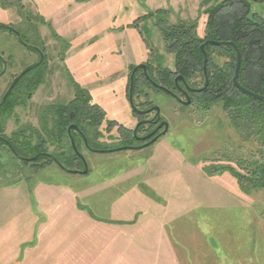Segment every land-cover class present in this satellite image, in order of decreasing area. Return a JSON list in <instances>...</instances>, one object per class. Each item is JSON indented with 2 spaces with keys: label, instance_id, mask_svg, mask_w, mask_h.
I'll return each instance as SVG.
<instances>
[{
  "label": "rangeland",
  "instance_id": "374dc122",
  "mask_svg": "<svg viewBox=\"0 0 264 264\" xmlns=\"http://www.w3.org/2000/svg\"><path fill=\"white\" fill-rule=\"evenodd\" d=\"M222 1L0 0V24L18 30L29 45L41 48L47 69L43 86L24 107L14 109L5 136L22 127L41 134L39 113L54 103L68 102L72 81L88 84L92 104L104 111L100 150L115 149L119 140L116 126L129 130L135 122L126 99L130 68L147 63L153 70L174 71L175 54L166 52L161 33L165 27H157V21L195 23L196 36L203 39L204 12ZM251 8L264 20V2ZM157 10L169 14L163 18L155 14ZM149 14L153 17L148 18ZM218 48L210 51L214 67L228 61ZM0 56L7 64L0 77L1 98L36 55L19 45L12 34L0 30ZM108 66L114 69L113 76L109 82L101 81ZM194 80L201 86L199 74ZM148 94L162 107L170 125L161 141L163 148L112 153L83 149L88 168L84 175L66 173L56 164L37 169L0 148V264H161L151 254L160 250L151 248L153 228L146 220L141 196L164 208L170 200L191 202L194 209L189 216L194 219L190 224L197 222L195 226L211 250L193 249L195 242L179 239L190 261L192 253L201 264L261 263L260 257L253 260L251 254L264 252V191L241 198L234 178L226 173L211 174L222 167L244 174L242 162L259 150L257 136L246 137L237 131L219 105L203 114L164 94ZM108 122L113 126L106 134ZM171 148L179 153L175 166L166 160L173 153ZM48 151L57 153L59 149L49 144ZM154 175L158 178L152 182L149 176ZM152 185L161 186L164 194ZM177 220L182 225L183 220ZM175 225L167 224L170 229Z\"/></svg>",
  "mask_w": 264,
  "mask_h": 264
},
{
  "label": "trees",
  "instance_id": "16d2710c",
  "mask_svg": "<svg viewBox=\"0 0 264 264\" xmlns=\"http://www.w3.org/2000/svg\"><path fill=\"white\" fill-rule=\"evenodd\" d=\"M263 2L264 0H223L220 4L210 7L204 12L207 20L203 39L196 36L195 23H185L179 20L176 24L170 25L167 23V19H159L156 26L160 29L161 25L165 27L161 29L162 38L167 43L165 50L167 53L175 54L174 71L154 69L151 74L153 78L150 79L161 84L170 92L175 91L174 79L177 76H182L189 87L201 88L204 84V76L203 55L200 46L205 41L231 42L237 47L241 55L238 82L245 89L264 97V20L253 13L251 8L254 3ZM155 14L166 18L169 12L157 10ZM147 17L152 18L153 15L149 14ZM141 20L139 19L138 22ZM47 25L49 26V24ZM0 30L9 32L17 41L12 32L1 28ZM18 33L24 43L29 44L26 36H23L19 31ZM212 48L214 46H207L205 49L209 59L208 88L200 93L190 95V107L194 108L197 113L205 114L211 110L212 106L219 105L237 131L247 135L246 137L253 134L257 136L259 150L255 155L242 162L241 170L244 171V174L232 167H214L215 170L213 169L214 172L211 173L230 175L236 180L240 194L249 197L252 191H264V101L246 96L233 86L232 78L236 63L234 49L230 46H220L218 49L224 53L228 61L222 67H214L210 59ZM29 50L31 51V49ZM0 68H2L1 61ZM45 69L44 66H40L26 73L0 107V137H4L20 157L27 159L49 153V144L65 151V129L69 122V111H76L77 109L93 121L89 124L90 132L95 130V125H99L104 119V111L91 103V96L75 86L76 99L69 107H47L44 109L41 114V134L39 131H31L29 128L22 127L13 132L11 137H6L4 131L7 121L13 116L15 108L24 107L31 100L39 85L45 80ZM198 74L202 79L201 86H198L194 80ZM145 82L150 87L149 83ZM142 95L144 96L143 87L136 78L133 87L135 103L136 100L141 99ZM77 104L79 105L76 107ZM139 104H151V102H139ZM54 124L55 126H53ZM112 126L113 124L108 122L107 130H110ZM89 146L99 148L97 144H89ZM0 148H5L13 156L2 141H0ZM52 156L65 169L78 170L79 167L83 169L80 160L70 147L64 155L58 156L53 153ZM13 158L15 157L13 156ZM28 163L37 169L54 164L47 157H40L34 162Z\"/></svg>",
  "mask_w": 264,
  "mask_h": 264
},
{
  "label": "flooded vegetation",
  "instance_id": "af4514ba",
  "mask_svg": "<svg viewBox=\"0 0 264 264\" xmlns=\"http://www.w3.org/2000/svg\"><path fill=\"white\" fill-rule=\"evenodd\" d=\"M27 45H29V44H27ZM30 46H32V45H30ZM33 47L37 49V50L31 49V52H33L36 55V60L33 63L27 65L26 67H28V66H30V65L38 62L40 60V54H39V52H41L43 54V61L37 67L44 66L46 68V66H45V53H44V51L41 48H39L38 46H33ZM25 48H27V47H25ZM27 49L29 50L30 48H27ZM138 65H145L146 66V70H145L146 74L148 75L149 78H153V77H151L152 70H153L152 67H150L147 63H141V64H138ZM138 65L131 67L130 68V71H129L128 75H127L128 98H129V80H130V76L132 74V70L135 67H137ZM6 66H7V64H6ZM26 67H24V69ZM37 67H35V68H37ZM1 71H2V68L0 70V73H1ZM45 71H46V74H47V69H45ZM145 72L141 68V69H138L135 72V74H134L133 83H134V80L137 78L138 79V83L141 84L142 87L144 89H146L148 92H144V100L143 101H142V99L136 100V103H138V105H136V103H135V101L133 99V105L140 112L149 111V110H151L154 107H158L159 108V111H158V113L156 111H151V112H149L147 114H140V113L138 114V113L134 112L131 109V107L129 105V100L127 98V103L129 105V108L131 109V111L133 113V119L135 120V122L133 123V127L130 128L129 130L121 129V127H120L121 124H119L118 126H116V131H117V133L119 135V140H118V143H117L116 148L115 149H112L114 152L115 151L116 152H120V149H124V148H127V149L121 150V151H137V150H142V149H144L146 147H149V146H152L153 147L154 145H156L157 143H159L163 139V136H165L168 133V131L170 130V125H169V123L166 121V119L164 117L162 107L158 103H154L152 101L150 95L148 94L149 92L152 95H154V96H159L160 94H164L167 97L171 98L173 101H175L180 106H184L181 102L186 101L185 93H187V95L189 96V98H190V95L191 94H195L196 93V92L187 91L185 89L184 85L181 82H179V87L180 88H177L176 85H175V83H174V85H175V91H171V93L176 96V98H174V97L168 95L167 93H165L164 91H162L161 89H158V88L154 87L153 85H151L147 81V79L145 77ZM14 78H13V80H14ZM20 80H21V78H20ZM12 81L9 83L6 91L8 90V88H9L10 84L12 83ZM145 81H147V83H149L150 87H152L154 90L152 88H150L149 86H147ZM44 82H45V80H44ZM44 82L39 85V87L37 88V90L41 86H43ZM68 82H69V80H68ZM69 84L72 87V90L73 91H72V95H70V99L68 100V102H66V103H61V102L54 103L53 105L48 106V107H54V108H57V107H69L73 103V101H75V99H76V92H75L76 87L75 86H78L81 90L86 91L87 94L90 95V93H89V91H88V89H87L86 86L80 85V84H76V83H74L72 81L69 82ZM155 84L158 85V86H160V87H162V88H164L159 83H155ZM133 87H134V85H133ZM190 88L191 89H200V87L199 88H192V87H190ZM37 90L35 91V93L37 92ZM6 91L1 96L0 101L3 98V96L5 95ZM132 98H134V96ZM147 98H148V100H147ZM139 102H141V103L151 102V104L141 105V104H139ZM78 105L79 104H77L76 107ZM190 105H191V99H190ZM40 114H42V113H39L38 118H39V123L41 124V115ZM68 119H69V122L66 125V129H65V133H66L65 140H66V142H68L69 146L66 147L65 152H63L62 150H59V152L54 153V154L55 155H58V156L64 155L65 153H67L68 148L70 147L71 150L76 155V157L80 160V162L82 164V168H83V163H82V159H81V157L84 159V157H83V149L89 150V148L85 146L84 141H83V138H85L86 143H87L88 146H89V144H92V145L97 144L99 146L98 139H100V136L102 135L101 134L102 131H100L99 128L104 123V119L101 121V123L99 125H95L96 129L93 130L92 132H90V130H89V124H90V122H93V121L89 120L86 115H83V113L81 114L79 111H77V109H76V111L75 110L74 111L73 110L69 111V113H68ZM164 122L168 123V126H169L166 133H164V131H165L164 126L160 128V125L162 123H164ZM138 124H139V126H138V128L136 130V134L134 135V130L137 127ZM53 126H55V124ZM70 126H75L77 129H71L70 135H69L68 134V128ZM107 127H108V125H107ZM40 128H41V126H40ZM105 131H106V134H109L111 132L110 130H107V129ZM12 133H11V135H12ZM4 134H5V132H4ZM11 135L9 137H11ZM1 138H4V137H1ZM154 139H156V140H155V142L152 143V141ZM71 140L73 141V143H74V145L76 147V150L81 155V157H79L77 155V153L73 150V148L71 146ZM146 145H148V146H146ZM89 147L92 150H100V148H95V147H91V146H89ZM105 151H107V150H105ZM52 154L53 153H51L50 155H52ZM82 170H72V171H82Z\"/></svg>",
  "mask_w": 264,
  "mask_h": 264
},
{
  "label": "crops",
  "instance_id": "0c3cea01",
  "mask_svg": "<svg viewBox=\"0 0 264 264\" xmlns=\"http://www.w3.org/2000/svg\"><path fill=\"white\" fill-rule=\"evenodd\" d=\"M113 71H114V69L109 68V66H108L105 70L106 76L102 77L101 81L105 82L108 80V82H109L111 76H113ZM96 82H99V80L97 78H96ZM85 85L88 86V84H85ZM104 86H105V84L103 85V87ZM89 93H91V91H89ZM113 93L114 92L112 91V94ZM112 94H111V96H112ZM90 96H91V94H90ZM115 97L116 96L114 95L113 98H115ZM92 98L93 97L91 96V99ZM112 102H113V99H112ZM113 103L116 106V100H114ZM161 141L159 143H157L156 145H154L153 147L162 146V148H163L164 145L161 143ZM170 150L173 153H171L170 156L168 157V159H166V160H168V162H172L174 164V159L179 157V155H178L179 153L173 148H171ZM151 160L154 161L155 159L151 158ZM177 160H178V158H177ZM184 163H185L184 160H182L183 165H184ZM174 166H175V164H174ZM189 168H192V167H189ZM154 177L156 178L157 175H154L152 177L149 176V178L152 182H153ZM160 183H161V181H160ZM155 184L157 186L159 185L158 183H155ZM152 187H153V189L157 190V193L159 192L160 194H164L163 188H161V186L158 188L157 187L154 188V185H152ZM192 192H193V190H192ZM230 195L232 197L235 196V194L232 193V191L230 192ZM237 195L241 198L246 197L244 195H241L240 193ZM139 198L141 199L142 202L145 203L144 208L145 207L147 208V210L145 212L146 220H147V222H149L151 224V226L153 228V235H151L153 243L151 245V248L153 249V248L157 247L160 250L159 252H153L151 254L158 256V259H160L161 264H201V259L199 258V260L197 261L192 253H190L191 254L190 255L191 261H190L188 259L189 256H186V253H185L186 251L184 250L183 245H181L178 242L179 239L185 240V238H187V241L191 242V240H192L193 242H195V245H191V248L195 249V247H197L196 249H201V247H204L207 250H209V249L211 250V248H209V246H208V244L204 238L205 236L202 235L201 233H199L198 226H195V224H197V222L195 220H193L192 223L194 224V226L192 224H190L191 220L194 219V218H190V216H189L192 209H194V207H192V205L190 204L191 202L180 203V202H175L173 200H170L164 208L162 205L160 206L158 203H156L154 201H150L147 203L143 196H141ZM245 200H247V198H245ZM183 204H184V208L182 207ZM186 204H188L189 207L185 206ZM232 205H233V203H232ZM230 208H232V206ZM172 209H176V211L172 212L171 211ZM169 216H171V217H169ZM177 218H179V220H181V219L183 220V223H181L182 221H180V223L182 225H180V224L178 225ZM185 219H187V222L185 221ZM198 222H199V219H198ZM262 223H264V221ZM167 224H169V225L170 224H176V225H175V227L170 229L167 226ZM187 225L192 226L191 227L192 229L189 228L190 226H187ZM262 229H264V228H262ZM262 233L264 234V230L262 231ZM148 238H150V236ZM158 240L160 242L155 243V241H158ZM188 245H190V244H188ZM256 250H257V248H256ZM200 251H202V249ZM209 254L210 253L208 251V255ZM145 255H148V253H145ZM251 256H252L253 260L255 258L258 260V258L260 257V261H261L260 264H264V252H261V254H260L259 251L257 250L256 252L252 253ZM134 259H136V255L134 256ZM205 260L206 259H204V261ZM210 260H211V258L209 256V259H208L209 263H210ZM131 264H136V263H131Z\"/></svg>",
  "mask_w": 264,
  "mask_h": 264
},
{
  "label": "water",
  "instance_id": "95a60500",
  "mask_svg": "<svg viewBox=\"0 0 264 264\" xmlns=\"http://www.w3.org/2000/svg\"><path fill=\"white\" fill-rule=\"evenodd\" d=\"M0 28H1V29H6V30L12 32V33L16 36L18 43L21 44L22 46L27 47V48H30V49H35V50H37V49L34 48L33 46H30V45H27L26 43H24V41L22 40L21 35H20L16 30H14L12 27H10V26H6V25H3V24H0ZM207 46H215V47H220V46H230V47H232V48L234 49V51H235V54H236L235 70H234V75H233V78H232L233 86H234L237 90H239L242 94H244V95H246V96L252 97V98H254V99L258 100V101H264V97H263V96L257 95V94H255V93H253V92H251V91L245 89V88L242 87V86L240 85V83L238 82V77H239L240 67H241V55H240V53H239L237 47H236L233 43H231V42H222V43H221V42H215V41H205V42L200 46V51H201V53H202V55H203V76H204V85H203V87L200 88V89H191V88L186 84V82H185V80H184V78H183L182 76H177V77L174 79V83H175V85H176L177 88H180V87H179V82H181V83L184 85L185 89H186L187 91H190V92L200 93V92H202V91H204V90H206V89L208 88V85H209V77H208L207 69H208V60H209V59H208L207 53H206V51H205V49H206ZM39 54H40V60H39L38 62H36V63H34V64H32V65L26 67L22 72H20V73L14 78V80H13L12 83L10 84L8 90L6 91L5 95L3 96V98H2L1 101H0V107H1V105L5 102V100L8 98V96L10 95V93H11L12 90H13V88L16 86V84H17L18 81L20 80V78H22V76H24L26 73H28L29 71H31L33 68L37 67V66L43 61V54H42L41 52H39ZM0 61H1V63H2V71H1V73H0V77H1V76H3L4 73L6 72V67H7V66H6V62L3 60V58H2L1 56H0ZM141 68H142V69L144 70V72H145V70H146V66H145V65H138L137 67H135V68L132 70V74H131V76H130V80H129V98H128V100H129V105H130L131 109H132L134 112L138 113V114H139V113H140V114H147V113H149V112H151V111H156V112L158 113V111H159V108H158V107H154V108H152L151 110L146 111V112H140V111H138V110L134 107V105H133V98H132V97H133V85H134V83H133V78H134V74H135V72H136L138 69H141ZM145 77H146L147 81H148L151 85H153L154 87H156V88H158V89H161L162 91H164V92L167 93L168 95H170V96L176 98V96H175L174 94H172L170 91H168L167 89L162 88V87L156 85V84H155V83H154V82L148 77V75L146 74V72H145ZM185 97H186V101L181 102V103H182L184 106H189V105H190V98H189V96L187 95V93H185ZM138 126H139V124L137 125V127H136L135 130H134V135L136 134V130H137ZM163 126H164V128H165L164 133H166L167 130H168V127H169V126H168V123H166V122L162 123V124L160 125V128L163 127ZM71 129H77V128H76L75 126H70V127L68 128V134H69V135H70V131H71ZM155 140H156V139H154V140L152 141V143L155 142ZM0 141H2V142L8 147V149L11 151V153L13 154V156H14L16 159H18L19 161H22V162H34L36 159H38V158H40V157H47V158L51 159V160L53 161V163H55V164H56L61 170H63V171L66 172V173H69V174H79V175H84V174H86V173L88 172L87 164H86L85 160L81 157V155L77 152L76 147H75V145H74V143H73L72 140H71V146H72L73 150H74V151L77 153V155H78L79 157H81V159H82L83 168H84L83 171H72V170L65 169V168L62 167L61 164L56 160V158H54L52 155H50V154H48V153L39 154V155H37L36 157H34V158H30V159L20 157V156H19V155L13 150V148L11 147V145L9 144V142H8L7 140H5L4 138H1V137H0ZM83 141H84L85 146L88 147L89 150L92 151V152H98V153H112V152H114L113 150H107V151H105V150H92V149L87 145L85 138H83ZM146 146H148V145H146ZM125 149H127V148L120 149V151H121V150H125Z\"/></svg>",
  "mask_w": 264,
  "mask_h": 264
}]
</instances>
